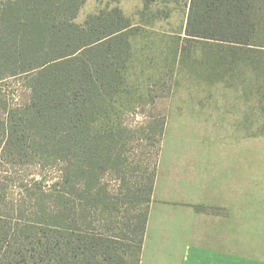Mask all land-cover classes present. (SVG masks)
Returning a JSON list of instances; mask_svg holds the SVG:
<instances>
[{
    "label": "trees",
    "instance_id": "1",
    "mask_svg": "<svg viewBox=\"0 0 264 264\" xmlns=\"http://www.w3.org/2000/svg\"><path fill=\"white\" fill-rule=\"evenodd\" d=\"M84 1L0 0V264L142 256L157 172L121 113L136 27L118 6L77 23ZM262 28L264 0H191L185 34L231 45L216 78L251 84Z\"/></svg>",
    "mask_w": 264,
    "mask_h": 264
},
{
    "label": "rangeland",
    "instance_id": "2",
    "mask_svg": "<svg viewBox=\"0 0 264 264\" xmlns=\"http://www.w3.org/2000/svg\"><path fill=\"white\" fill-rule=\"evenodd\" d=\"M190 3L191 0H85L76 18V22L82 24L90 14L118 6L136 27V34L131 38L132 57L125 72V90L121 94V102L128 110L121 113L127 125L139 130L135 144L139 145V157L148 173H158L163 146L170 151L178 141L218 140L217 120L222 111H227L228 117L233 116V119L246 120L253 106L259 138L249 142L255 145L256 160H264L263 61L257 54L259 70L252 75L248 87L255 102L243 98L247 82L235 80L233 83L231 78L228 85L218 81V72L219 79H224V69L219 64L222 58L229 64L234 60L231 45L212 40L191 42L186 38ZM261 38L264 39V35ZM217 64L219 66L215 67ZM246 75L249 76L246 73L241 77L245 79ZM228 77H233L232 73H227L225 78ZM253 83L257 91L255 97L251 95ZM218 95L228 98L219 99ZM164 122L165 130L161 135ZM16 196V190L11 189L10 197Z\"/></svg>",
    "mask_w": 264,
    "mask_h": 264
},
{
    "label": "crops",
    "instance_id": "3",
    "mask_svg": "<svg viewBox=\"0 0 264 264\" xmlns=\"http://www.w3.org/2000/svg\"><path fill=\"white\" fill-rule=\"evenodd\" d=\"M247 85L243 98L255 102ZM255 114L254 106L246 120L222 111L218 140L163 146L140 264H264Z\"/></svg>",
    "mask_w": 264,
    "mask_h": 264
}]
</instances>
